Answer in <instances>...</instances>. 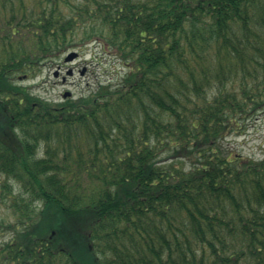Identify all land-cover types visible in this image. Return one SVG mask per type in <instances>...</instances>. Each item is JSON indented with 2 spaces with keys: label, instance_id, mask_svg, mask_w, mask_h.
<instances>
[{
  "label": "trees",
  "instance_id": "1",
  "mask_svg": "<svg viewBox=\"0 0 264 264\" xmlns=\"http://www.w3.org/2000/svg\"><path fill=\"white\" fill-rule=\"evenodd\" d=\"M97 43L113 80L16 83ZM71 51V50H70ZM264 0H0V264H264Z\"/></svg>",
  "mask_w": 264,
  "mask_h": 264
},
{
  "label": "rangeland",
  "instance_id": "2",
  "mask_svg": "<svg viewBox=\"0 0 264 264\" xmlns=\"http://www.w3.org/2000/svg\"><path fill=\"white\" fill-rule=\"evenodd\" d=\"M70 50L79 53L74 61L69 63L63 61L67 51L58 61L50 62L43 67L34 78L17 75L14 81L27 86L33 94L59 101L63 99L64 91H70L71 97H77L88 88L95 87L98 81L113 80L119 75V72L123 71L118 61L102 54L97 43H90ZM83 67L86 68V71L84 75H80L79 71ZM69 68H72L74 73L67 76L66 81L62 83L61 75L64 76ZM58 69L60 76L55 77L54 71ZM221 144L223 151L231 154L255 159L264 158V111L246 122L243 129L227 135ZM0 218H4L5 221H13V217L9 215L5 207L0 208ZM9 237L10 233L0 229V244Z\"/></svg>",
  "mask_w": 264,
  "mask_h": 264
},
{
  "label": "water",
  "instance_id": "3",
  "mask_svg": "<svg viewBox=\"0 0 264 264\" xmlns=\"http://www.w3.org/2000/svg\"><path fill=\"white\" fill-rule=\"evenodd\" d=\"M78 56V52L76 51H71L69 52L65 57H64V62H71L72 60H74L76 57ZM86 71V68L83 67L80 71H79V74L80 75H84ZM58 70H55L54 71V76H56L58 74ZM73 73V70L72 69H68L66 74L67 75H71ZM66 79V77H63V81ZM71 96V92L70 91H65L63 94H62V97L63 98H66V97H69Z\"/></svg>",
  "mask_w": 264,
  "mask_h": 264
},
{
  "label": "flooded vegetation",
  "instance_id": "4",
  "mask_svg": "<svg viewBox=\"0 0 264 264\" xmlns=\"http://www.w3.org/2000/svg\"><path fill=\"white\" fill-rule=\"evenodd\" d=\"M60 76V73L56 76V77H59ZM63 77V75H61V78ZM65 82V81H64ZM64 82H62V83H64Z\"/></svg>",
  "mask_w": 264,
  "mask_h": 264
}]
</instances>
